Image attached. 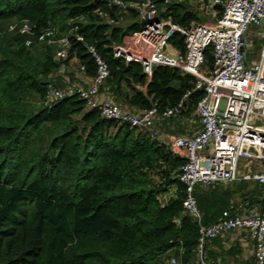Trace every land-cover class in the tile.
Instances as JSON below:
<instances>
[{"label": "trees", "instance_id": "1", "mask_svg": "<svg viewBox=\"0 0 264 264\" xmlns=\"http://www.w3.org/2000/svg\"><path fill=\"white\" fill-rule=\"evenodd\" d=\"M168 8L162 16L182 26L206 19L185 4ZM99 9L114 23L97 16ZM216 12L220 17L221 7ZM23 23L32 34L20 33ZM141 27L136 11L110 9L108 0H0V264H164L173 251H182L184 263L194 257L199 225L184 214L179 179L186 160L148 131L102 118L77 94L49 97L67 88L60 72L73 58L94 78L92 45L109 64L105 86L117 103L164 110L190 93L181 116L193 115L204 97L193 76L157 66L148 77L141 64L114 57V46ZM50 28L69 36L67 60L38 40ZM169 43L185 51L182 35ZM213 64L210 48L204 70ZM252 183L253 191L238 189L250 207L264 208L263 187ZM221 188L196 189L203 225L236 211L224 199H207Z\"/></svg>", "mask_w": 264, "mask_h": 264}, {"label": "built area", "instance_id": "2", "mask_svg": "<svg viewBox=\"0 0 264 264\" xmlns=\"http://www.w3.org/2000/svg\"><path fill=\"white\" fill-rule=\"evenodd\" d=\"M160 4L165 8L173 4L199 5L208 16L215 15L216 21L182 26L171 17L164 18L165 9L162 10ZM113 7L125 13L136 11L142 24L139 31L114 46L115 58L141 64L148 77L157 66L178 69L193 76L196 89L204 91L195 110L200 124L196 133L179 136L171 143V149L186 160L180 168L179 179L186 188L184 214L199 225L197 264H211L207 257L208 243L232 231L250 236L255 243L256 263L264 264V210L256 209L247 214L226 210L218 221L206 226L201 223L195 195L198 186L256 182L264 188V45L256 62L248 64L246 57V36L252 29H264V0H108V8ZM217 7L222 9L220 17ZM95 13L114 23L109 11L99 9ZM16 29L17 24L10 26V31ZM19 31L32 34L28 23H23ZM174 34L185 38L184 52L170 45ZM38 40L56 45V57L68 59L71 48L68 35L61 36L50 28L40 33ZM77 40L84 42L80 36ZM87 48L96 64L90 87L53 88L49 95L52 101L77 94L86 108L98 110L102 118L146 130L156 140L161 136L157 121L179 118L185 111L190 93L184 95L177 106L164 110L154 105L148 110L130 112L120 103L98 101L100 88L110 76V67L94 46L87 45ZM210 48L213 68L204 70L205 52ZM80 69L84 70L81 64ZM248 161L254 162L257 169L246 170L244 165ZM171 263L176 264V261Z\"/></svg>", "mask_w": 264, "mask_h": 264}, {"label": "crops", "instance_id": "3", "mask_svg": "<svg viewBox=\"0 0 264 264\" xmlns=\"http://www.w3.org/2000/svg\"><path fill=\"white\" fill-rule=\"evenodd\" d=\"M185 6L190 7L191 9L194 8L199 10L203 14H205L199 5L197 6H190L185 4ZM160 8L165 11V13H171L169 8H165L162 4H160ZM205 23L212 24L216 21L215 15L208 16ZM196 23V22H193ZM191 23V24H193ZM200 23V22H197ZM190 24V25H191ZM264 29L262 28H255L252 29L251 32L246 36V41L248 43V47L246 49V57L247 63L252 64L257 61L260 55V51L262 46L258 47L254 45L253 39H258L261 36ZM261 33V34H260ZM263 39V38H262ZM254 48L256 50H254ZM60 75L64 76V81L66 83V87H79L88 89L92 83V79L86 77L80 69V62L77 58L71 59L67 65L63 66L60 72ZM98 101L109 100L114 101V97L105 84L100 88V94L97 97ZM121 106L130 111V112H139L140 110L129 105L124 104L123 102L120 103ZM197 116L194 113L190 116H180L179 118L173 120H158L156 124V128L160 131V138L158 139L160 142L166 144L171 148L172 141L179 137V136H192L196 133L197 129L199 128V121L196 122L195 120ZM165 140V141H164ZM246 170L254 171L257 169V166L254 162H247L245 165ZM241 184H248V187H254L255 183L252 182H242L239 184H218L216 186L223 187L218 190L214 196L208 195L207 199L210 202H217V198L224 199L226 203L228 202L233 209L240 211L242 214L250 213L256 209L263 211L264 208L260 206L250 207L251 201L248 197H243V191L238 189V185ZM201 187L198 186V193H201ZM251 187V188H252ZM263 187V186H262ZM227 188L229 189L228 192ZM205 191H211L208 189H204ZM215 190V189H214ZM264 199V188H263V197ZM254 241L250 238V236L245 232L240 231H232L224 236L217 238L216 240H211L207 245V254L209 259L213 264H257L255 259V246ZM175 260L176 264H197V257L196 253L194 257L189 261L184 263L183 262V255L182 251H173L170 252L168 255L163 257L164 264H172L171 261Z\"/></svg>", "mask_w": 264, "mask_h": 264}, {"label": "rangeland", "instance_id": "4", "mask_svg": "<svg viewBox=\"0 0 264 264\" xmlns=\"http://www.w3.org/2000/svg\"><path fill=\"white\" fill-rule=\"evenodd\" d=\"M206 20H207V17H206V19H203V23H205L206 22ZM130 23V20H128V18H124V20H123V22L121 23L122 25H127V24H129ZM261 34V33H260ZM253 43H254V45H256V46H263L264 45V39H262L261 38V36L260 37H258V39L256 38V39H253ZM254 50H256L255 48H254ZM203 69H204V67H203ZM197 119V118H196ZM196 122H198V119L197 120H195ZM248 162H251V161H248ZM252 187V186H251ZM249 187L248 188V190H250V191H253V190H255V188L254 187Z\"/></svg>", "mask_w": 264, "mask_h": 264}]
</instances>
